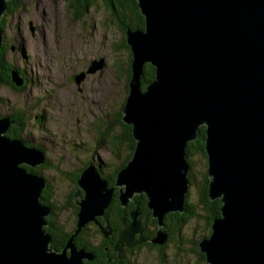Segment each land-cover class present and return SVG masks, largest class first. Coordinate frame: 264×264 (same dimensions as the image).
<instances>
[{
    "label": "water",
    "instance_id": "1",
    "mask_svg": "<svg viewBox=\"0 0 264 264\" xmlns=\"http://www.w3.org/2000/svg\"><path fill=\"white\" fill-rule=\"evenodd\" d=\"M8 1L0 0V18ZM135 1L143 29L124 31L131 61L121 111L135 144L116 175L120 204L144 195L159 229L167 213L184 212L186 147L203 126L207 195L221 206L199 251L207 264H264V0ZM2 32L0 25V48ZM145 64L154 68V79L142 90ZM103 65L102 58L92 60L87 73ZM10 76L22 86L17 71ZM11 125L20 122L0 117V264H84L93 254L77 250L74 238L103 214L114 188L107 189L92 168L82 174L85 198L76 203V229L57 254L44 232L51 211L41 201L45 180L25 168L41 163L44 154L7 137ZM132 212V223L118 236L127 247L147 240L133 238L141 228L137 207ZM107 228L100 227L105 237ZM166 238L158 231L152 242Z\"/></svg>",
    "mask_w": 264,
    "mask_h": 264
},
{
    "label": "rangeland",
    "instance_id": "2",
    "mask_svg": "<svg viewBox=\"0 0 264 264\" xmlns=\"http://www.w3.org/2000/svg\"><path fill=\"white\" fill-rule=\"evenodd\" d=\"M13 13L2 15L4 17L2 23L5 27L4 36L12 41V45L16 46L15 51L7 50L5 59L18 68L29 70L30 66L35 67L31 64V57L40 56L43 67L46 68L43 75L47 77V81L43 85L47 89L41 91L38 88L37 95L48 93V100H41L34 105L29 85L20 92L7 86L0 87V117L12 113V111L21 112L26 125L22 137L26 142H29L31 133L41 134V130L45 129H49L55 139L59 138V150L54 149L51 153L47 151V160L50 161V165L42 168L45 161L43 159L41 163L29 167V170L42 168V174L46 175V179L52 178L55 198H52L49 203L63 212L59 215L58 222L69 228V221L74 222L75 226L77 223V218L73 219L71 213L78 212V206L73 199L76 184L69 174H74L81 167L77 160L81 163L85 162V158L78 154L81 148L84 149L85 145L92 148L100 147V151L96 152V157L100 161H105L108 168L111 165L120 164L127 153V147L122 143L118 150L119 157L116 158L108 139L121 135L123 122L121 111L128 93L125 73L129 65L130 52L121 46L125 40L124 34L117 28L110 12L101 1L90 5L88 11L79 18H76L67 7L65 0H21L19 9ZM29 23H32L33 28L34 26L37 28L35 31L33 29L34 32H30ZM20 48L21 51H19ZM91 58L95 60L102 58L104 60L103 68L94 75L92 74L80 87L82 93L88 98V102L86 100L84 102L95 108L90 117L87 114L79 113L80 122L75 123L76 117L69 115L63 117L57 112L56 96L53 95V89H62L65 83L61 82L60 78L65 74L70 73L71 76L75 71L79 72L81 68L85 71L86 64L88 60H92ZM79 65L82 66L76 67ZM142 76L143 73L140 77L143 90L145 87H142ZM92 98L95 99L97 105L91 104L94 102ZM34 116H38V120L35 121ZM89 122H91L90 127H86ZM82 124L85 129L79 131L82 129ZM109 126L110 132L106 144L97 143L98 136ZM63 129H69V137ZM75 134L77 136H73ZM90 135L93 137L90 138ZM76 137H78L77 140ZM71 141L72 143H70ZM88 142H92L90 146L87 145ZM78 146L81 148H75ZM186 160L188 162V157ZM191 160L193 162L191 171L193 177L192 186L188 188L187 201L196 206V212L200 214V217L198 215L184 225L180 239L192 236V252L184 255L182 252H178V248L173 245L172 249L166 251L162 256L164 261L160 262L158 251L143 247L127 254L128 264H175L172 261L176 257L180 264H207L202 252L205 262L199 259L196 252L193 251L194 244L197 245L202 240V235H209V231L203 234L204 228H207L205 224L207 218L198 204V195L203 186V175L206 174L207 166L206 161L200 159L199 155L193 156ZM71 204L74 207H71ZM132 204L131 202V207ZM108 207L109 205L105 211ZM136 207L139 212L140 208L136 205L131 210ZM89 223L94 224L93 221L85 223L80 228V232L84 236V233H89L88 240L93 245L100 243L101 240L110 239V235L102 237L99 227L95 224V226H91ZM116 239L112 250L114 249L113 252L119 259L122 250L127 246L126 241L121 244L119 237L116 236Z\"/></svg>",
    "mask_w": 264,
    "mask_h": 264
},
{
    "label": "flooded vegetation",
    "instance_id": "3",
    "mask_svg": "<svg viewBox=\"0 0 264 264\" xmlns=\"http://www.w3.org/2000/svg\"><path fill=\"white\" fill-rule=\"evenodd\" d=\"M14 2H16V1H14ZM9 8L12 9V4H10ZM35 28L36 27L34 26V31H35ZM1 29L3 32H2V44H1V48H0V65L2 63L4 64V60L1 57V52H2L3 48L8 47L9 50H12V51L16 50V46L12 45V41L6 39V37L4 36V31H5L4 25ZM10 45H12V46H10ZM21 50L22 49L20 48L19 51H21ZM92 60H95V59L93 58ZM92 60H88L86 67H85V71H83L81 68V70L79 72L75 71L73 74H71V76H70V73H67L64 76H62L60 78V80H61V82L65 83V85L62 87V89L58 90V89L52 88L54 90L53 95L56 96L55 100H56L57 112L63 117H68V115L70 117H72V116L76 117L75 123L80 122L79 113L80 114H82V113L87 114L90 117V114L93 113V109L95 108L92 106H88L84 102V100H86L88 102V98L82 93L81 87H80L83 85V83L86 81V79L90 78V76L92 75V74L87 73V70L90 66V62ZM30 61H31V64L35 65L34 68H32L30 66L29 70H23L22 67L21 68L16 67L17 72L19 73L20 77L23 78V84H24L17 91L18 92L23 91L26 88V86L29 85V88L31 90V95H32V98L34 101V105H36L41 100H45V101L48 100V98H47L48 93L40 94L39 96L37 95L38 88L41 89V91L47 89V87H44V85H43V83H45L47 81V77L43 75V71L46 70V68L43 67V64H42L43 61H41L40 56L31 57ZM9 64H13V63L9 62ZM81 66L82 65H79L76 67L79 68ZM1 70H2V68L0 67V71ZM95 73H93V75ZM80 74H82L83 77H82V80L79 83H77L75 81V77L77 75H80ZM125 76L127 78V69H126ZM28 77H29V79H28ZM72 84H75V85H72ZM4 86L5 85H3L2 87H4ZM93 101L94 102L91 104L93 106L97 105V102L95 101V99H93ZM95 114H96V111H95ZM15 115L17 116L16 112L12 111V113L4 114L2 116L3 117H9L10 119L15 120V118H12V116H15ZM21 115H22V113H21ZM118 119H119V117H118ZM34 120L35 121L38 120V116H34ZM90 125H91V122L86 124V127H90ZM20 127H21V123L19 126L11 125L6 136L9 138H13V139H19L18 137H21L22 139H20V140H22L26 144V146L41 150L43 152L44 158H45V161L42 164L43 166H41V167L44 168L46 166H49L50 161L47 160L48 159L47 151H49L51 153L52 150H54V149L56 151L59 150V147H60L59 138L55 139L52 136V134L50 133V130L45 129L43 131L41 130V132H42L41 134L31 133L29 135V142H26L22 137L23 132L26 129V125H24V130H23L21 136L18 135V133H17V130ZM83 127H84V125L82 124V129H80L79 131L84 130L85 128H83ZM128 127L129 126L124 125L122 123L121 135L120 136H112L108 139V135L110 132V126H109L101 135L98 136V138L96 140L97 143L101 142V144L102 143L106 144V141L108 139V143L112 145L114 143V141L111 138L118 137V139L120 140V146L122 145V143H124L127 147V153H126L125 157L122 158V161L120 162V164H118L116 166H113L110 164L111 166L108 168L107 163L105 161H103V160L100 161L96 157V152L100 151V147H93L92 148V147H87L85 145L84 149H82L81 146H78L75 148H81V150L79 151L80 153H78V154L82 155L85 158V162L81 163V162H79V160H77L78 164L81 167L78 168L74 172V174H69L72 181L76 184V189L73 192V199H74L75 203H77L78 201L85 198V191L83 190L82 187H80L78 185V181L81 178L82 174L90 168H92L95 172H97L99 174V176L101 177V179L106 181L107 189H113L114 188L113 194H112L110 202L108 204L109 205L108 209L106 211H104L101 216L95 217V221H93V223L95 225H97L99 227V229H100V227H106V226L108 227L107 231L109 232L108 235H110V240H109V243L107 245H109V246H113L117 240L115 238V236H117V238H118V234L120 236L121 232L124 231L125 229H127V227L130 226V224L132 223V214H133L132 211H133V209L131 210V208H132L131 202L134 204V201H135L139 206V202H138V200H136V198H134V200H130L129 202H127L125 205L122 206L120 204V201L118 198L119 197L118 188L115 187L116 175H117L118 171L125 166V165L123 166V163L128 158V155L129 154L132 155L131 143L134 140H133L132 135H131V129H129ZM75 129H76V127H75ZM63 131L67 132V134H66L67 137L70 136L69 135V129H65V130L63 129ZM73 136H77V134H75ZM91 137H93V135H90V138ZM77 138L78 137H76V140H77ZM68 142H69V138H68ZM70 143H72V141ZM88 143L89 144H87V145L90 146L92 142H88ZM120 146H119L118 150L120 149ZM70 153H71V151H70ZM115 156H116V158L119 157V151H116ZM193 156H198V154L192 153V156L190 155L188 157V159L192 163V166H193V162H192L191 158ZM189 165H190V163H189ZM23 167H25V166H23ZM42 168H39L38 170L32 169L31 173L44 178V180L46 182V187L41 191L42 203L47 202V204H45L47 206H48V204L53 205V204L49 203L52 198H55V193L53 190V183L51 182L52 178L50 177L47 180L46 175L42 174V171H41ZM27 169H29V167ZM188 177H189V181H190L191 177H193V174L191 175V166H190V170L188 173ZM191 183L192 182H190V186H192ZM77 191H79L78 194H76ZM135 197H137V196H135ZM138 198L141 202L142 207L145 206V209H142L139 212H136V220L140 224L141 233H134L133 238L137 239L139 237V235H141V236L145 237L147 240L145 242L140 243V244L134 245L131 248L130 247L124 248L122 250V254L119 257V259H114V264L128 263L127 254L131 253L134 250H139L143 247L152 248V249L158 251L159 252L158 257H159L160 262L164 261V257H162V253L164 252V254H165L166 251L171 250L173 245L178 248V252H182V254H184V255L190 254V252H192V236H186L185 238H183V242H180V241L175 242L170 238V233L172 232L170 227H172V226L169 225V218L172 220H175L176 214H181L184 212L167 213L164 216V219L162 221L163 227L159 229L156 226V223H157L156 219L152 216V212L147 207L146 197L144 195H138ZM116 202H118L119 208L110 209V208H113V206H114L113 204H115ZM49 207H51V206H49ZM78 211H79V207H78ZM77 214H78V212L71 213L72 218L76 219ZM205 215L208 218V215L206 213H205ZM69 222H70L69 228L66 227L68 229V231L72 230L74 227L76 229L75 223L71 222V221H69ZM89 224L91 226L94 225L92 223H89ZM183 229H184V227H183ZM158 231L164 232L167 235L166 241H164L162 243V244H167V248L165 250H161L158 248L159 247L158 245H161V244L153 243L151 241L152 239H154L156 237V234ZM75 238H74V245H75ZM155 244H158V245H155ZM75 248L77 250L84 249L86 252H90L93 254V258L90 260L83 259L84 264H97V262H96L97 257L95 256V254L93 252L88 251L85 248V246L77 247L75 245ZM108 248H109L108 246L105 247V250H108ZM186 251H188L189 253ZM172 262L175 264H180V261L177 259V257Z\"/></svg>",
    "mask_w": 264,
    "mask_h": 264
},
{
    "label": "trees",
    "instance_id": "4",
    "mask_svg": "<svg viewBox=\"0 0 264 264\" xmlns=\"http://www.w3.org/2000/svg\"><path fill=\"white\" fill-rule=\"evenodd\" d=\"M16 1V2H14ZM101 1L106 9L110 12V15L112 19L114 20L117 28L121 31L122 34H124L125 29H143V17L140 15L139 10L137 8V4L135 0H65L67 7L70 8V10L73 12L76 18H79L81 15L85 14L90 5H93L95 2ZM21 0H9L8 1V10L6 11L7 14H12L13 12L17 11L19 9V5ZM12 4V9L9 8V5ZM17 4V5H16ZM6 14V13H5ZM5 14L3 16H5ZM4 17L0 18V25L1 28L3 27V20ZM126 51L128 47L125 45V42L123 41L121 45ZM8 47L3 48L1 52V57L4 60V64H1L2 70L0 71V87L3 85L11 87L15 90H18L21 86L15 87L14 84L11 81V71H17V68L14 64H9V61L5 59V55L7 53ZM129 50V49H128ZM131 61V54H129V65ZM127 68V82L130 78V68ZM19 74V73H18ZM20 76V75H19ZM22 78V77H21ZM154 79V69L149 64H145L143 68V76H142V87H145L148 83H150ZM23 80V78H22ZM22 85H24L22 83ZM128 92V87H126ZM17 116H12V118H15L16 121L21 123V127L17 130L18 135L21 136L25 120L23 118V115H21L20 112H16ZM3 117V116H2ZM123 123V122H122ZM131 128L130 126L128 127ZM109 136V135H108ZM19 139H22L21 137H18ZM204 127H200L198 129L197 138L189 142L186 147V157L192 156V153L198 154L200 159L206 161V155L204 152ZM114 143L111 146V149L113 150V154L116 155V151H118V148L120 146V140L118 137L111 138ZM135 142L132 141L131 143V149L133 152ZM130 154L128 155V158L123 163V166L126 161L130 158ZM191 171H192V163L188 159ZM27 169V168H26ZM27 171L31 172L29 169ZM192 175V172H191ZM190 182H192V177L190 179ZM207 184H208V177L207 174L203 175V186L200 189V193L198 195L199 201L198 204L200 205L201 209L204 212V216L206 217L205 213L208 215L207 220L205 221L206 227L204 228V233L209 231V234L211 232V224L213 219L220 217V206L221 203L218 199L210 200L207 195ZM192 185V183H191ZM136 200L139 202V208L140 210L145 209V206L142 207L141 202L137 197H135ZM188 196H186V202H185V211L181 214L175 215V220H172L169 218V225L171 229L170 238L177 242H183V239H180L181 236V230L184 227V224L188 223L191 219L195 217H200V214L196 212V206H194L191 203H188L187 201ZM117 201V200H116ZM47 204V202L43 203ZM113 208L110 209H117L119 208L118 202L113 204ZM48 206H51L50 214L46 217L47 225L44 227L45 231L51 236L52 242L50 244V248L54 251H60V249L63 247V245L68 241V239L72 236V234L75 232V227L68 231V229L64 225H60L58 222V217L63 212L60 209H57L55 206L48 204ZM135 204L132 205L134 207ZM71 207H74L73 204H71ZM201 210V211H202ZM124 212V211H123ZM164 229V228H163ZM85 236L80 232L77 237L75 238V245L77 247L85 246V248L88 251H91L95 254L97 257V264H114V259L116 258V255L114 254L112 250V246L107 245V241L110 240H101L100 243L93 245L89 238V233H84ZM100 234V233H99ZM98 235V234H97ZM96 235V236H97ZM103 237V236H102ZM207 236L202 235V238H205ZM116 238V236H115ZM158 245V244H155ZM109 247L108 250H105V247ZM159 249L165 250L167 248V244L158 245ZM193 251L196 252L199 259L204 261L203 254L198 250L197 245L194 244ZM162 256H164V252L162 253ZM205 262V261H204ZM128 264V263H125Z\"/></svg>",
    "mask_w": 264,
    "mask_h": 264
},
{
    "label": "bare ground",
    "instance_id": "5",
    "mask_svg": "<svg viewBox=\"0 0 264 264\" xmlns=\"http://www.w3.org/2000/svg\"><path fill=\"white\" fill-rule=\"evenodd\" d=\"M135 30V29H134ZM124 106V105H123ZM123 109V108H122ZM127 126H129V125H127ZM45 159V158H44ZM27 170V169H26ZM29 172V171H28ZM45 221H46V218H45ZM156 221H157V219H156ZM46 225H47V222H46ZM45 225V226H46ZM44 226V227H45ZM44 232H45V229H44ZM47 233V232H46ZM50 238H51V236H50ZM153 240V239H152ZM151 240V241H152ZM51 242H52V239H51ZM51 244V243H50ZM65 246V245H64ZM64 246L60 249V251L58 250V252H57V254H61V251H62V249L64 248ZM49 247H50V245H49ZM51 249V248H50ZM52 250V249H51ZM54 251V250H53ZM63 253H65V255H69V250L68 249H66V250H63Z\"/></svg>",
    "mask_w": 264,
    "mask_h": 264
},
{
    "label": "clouds",
    "instance_id": "6",
    "mask_svg": "<svg viewBox=\"0 0 264 264\" xmlns=\"http://www.w3.org/2000/svg\"><path fill=\"white\" fill-rule=\"evenodd\" d=\"M136 196H138V195H136Z\"/></svg>",
    "mask_w": 264,
    "mask_h": 264
}]
</instances>
